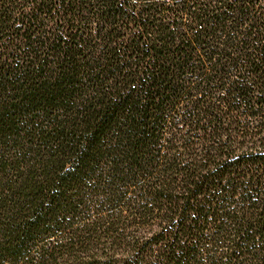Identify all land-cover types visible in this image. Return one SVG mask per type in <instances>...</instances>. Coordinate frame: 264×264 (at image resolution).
Masks as SVG:
<instances>
[{
  "label": "trees",
  "instance_id": "trees-1",
  "mask_svg": "<svg viewBox=\"0 0 264 264\" xmlns=\"http://www.w3.org/2000/svg\"><path fill=\"white\" fill-rule=\"evenodd\" d=\"M0 264H264V0H0Z\"/></svg>",
  "mask_w": 264,
  "mask_h": 264
}]
</instances>
